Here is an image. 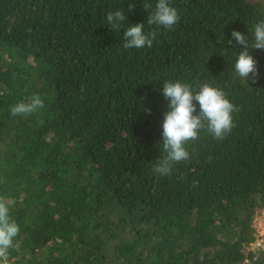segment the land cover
I'll list each match as a JSON object with an SVG mask.
<instances>
[{"label": "trees", "instance_id": "16d2710c", "mask_svg": "<svg viewBox=\"0 0 264 264\" xmlns=\"http://www.w3.org/2000/svg\"><path fill=\"white\" fill-rule=\"evenodd\" d=\"M157 2L0 0V198L20 228L6 264H264V238L250 248L264 211V50L249 49L259 78L244 83L228 43L233 30L252 39L264 0H171V30L147 24ZM121 9L112 30L106 15ZM140 23L156 28L152 47L124 49ZM164 81L207 83L239 108L224 140L201 129L170 176L153 172ZM34 94L44 108L11 115Z\"/></svg>", "mask_w": 264, "mask_h": 264}, {"label": "clouds", "instance_id": "9594fccd", "mask_svg": "<svg viewBox=\"0 0 264 264\" xmlns=\"http://www.w3.org/2000/svg\"><path fill=\"white\" fill-rule=\"evenodd\" d=\"M133 4H129L128 10L132 11ZM146 10L152 8L150 3H145ZM126 20L124 11H109L106 15V23L112 30H120L122 22ZM180 21V15L176 8L171 6V0H158L154 11L149 14L147 24L156 28L163 27L171 30ZM144 24H136L128 27L124 32V49L151 48L158 32L153 28L149 32L144 31ZM232 40L241 47L235 63L236 76L244 83L251 80L255 83L259 78L257 61L250 55L249 49L264 50V20L253 25L252 39L233 30ZM162 95L168 101V108L164 114L162 124V156L156 160L153 172L161 176H170L173 166L190 159V153L186 148L189 141L199 139L201 129L216 140H224L235 127L233 113L239 108L227 98V94L219 88L207 83L196 88L189 83L179 81H164ZM197 102L199 113L197 112ZM44 108V101L38 94L21 101L11 108L12 116H28L39 109ZM150 114V111H149ZM19 225L10 216L9 203L0 198V262L6 264L8 251L13 247L15 238L19 235ZM18 247V245H16Z\"/></svg>", "mask_w": 264, "mask_h": 264}, {"label": "built area", "instance_id": "2783aa9c", "mask_svg": "<svg viewBox=\"0 0 264 264\" xmlns=\"http://www.w3.org/2000/svg\"><path fill=\"white\" fill-rule=\"evenodd\" d=\"M264 222V211L260 212L259 214H256L253 218V228L256 235V240L254 244L251 246H261L264 238V227L260 226L261 223Z\"/></svg>", "mask_w": 264, "mask_h": 264}, {"label": "rangeland", "instance_id": "374dc122", "mask_svg": "<svg viewBox=\"0 0 264 264\" xmlns=\"http://www.w3.org/2000/svg\"><path fill=\"white\" fill-rule=\"evenodd\" d=\"M260 226H263V227H264V222H262ZM250 248L253 249L252 246H250ZM250 248H249V249H250Z\"/></svg>", "mask_w": 264, "mask_h": 264}]
</instances>
